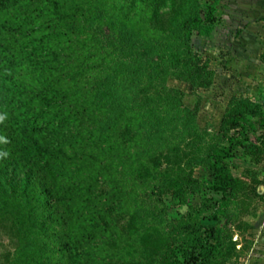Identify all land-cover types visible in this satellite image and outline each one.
<instances>
[{
	"label": "trees",
	"instance_id": "trees-1",
	"mask_svg": "<svg viewBox=\"0 0 264 264\" xmlns=\"http://www.w3.org/2000/svg\"><path fill=\"white\" fill-rule=\"evenodd\" d=\"M219 1L170 0L161 14L167 0H0L8 264H228L249 251L222 220L264 199L257 170L236 177L231 165L264 164V108L232 99L211 133L200 101L191 109L168 85L212 87L192 38L212 35ZM197 168L211 181L198 183ZM175 201L188 212L169 219Z\"/></svg>",
	"mask_w": 264,
	"mask_h": 264
},
{
	"label": "rangeland",
	"instance_id": "rangeland-1",
	"mask_svg": "<svg viewBox=\"0 0 264 264\" xmlns=\"http://www.w3.org/2000/svg\"><path fill=\"white\" fill-rule=\"evenodd\" d=\"M170 0L160 13L169 11ZM212 2L213 0H207ZM216 16L219 23L209 38L194 36L192 45L214 73V82L208 90L193 93L190 85L169 80L168 85L186 94L185 106L193 109L200 101L198 125L201 130L216 133L225 109L235 98H250L264 108V0H220L216 4ZM134 12L131 13V16ZM252 143L255 140L252 138ZM236 177H242L245 170L256 169L263 185L258 188L264 196V164L254 166L249 162L235 160L231 162ZM192 176L200 184L211 181L212 174L203 168H197ZM248 187H251L249 184ZM203 195H190L188 205L200 207ZM240 203L244 197H238ZM179 202L168 203L169 219H179L188 212V205L178 207ZM242 205V204H241ZM244 206V207H243ZM241 206L244 215L236 220H222V227L233 235L238 250L252 244L249 251L239 261L228 264H264V199L249 201ZM251 225L252 228L241 231L236 226ZM16 239L5 228H0V264H8L13 259Z\"/></svg>",
	"mask_w": 264,
	"mask_h": 264
}]
</instances>
